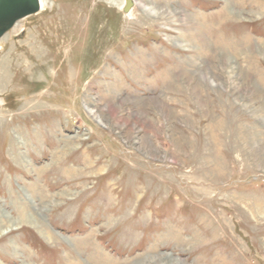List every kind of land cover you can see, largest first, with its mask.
Instances as JSON below:
<instances>
[{"label": "rangeland", "instance_id": "1", "mask_svg": "<svg viewBox=\"0 0 264 264\" xmlns=\"http://www.w3.org/2000/svg\"><path fill=\"white\" fill-rule=\"evenodd\" d=\"M45 1L0 38V264H264V0Z\"/></svg>", "mask_w": 264, "mask_h": 264}, {"label": "water", "instance_id": "2", "mask_svg": "<svg viewBox=\"0 0 264 264\" xmlns=\"http://www.w3.org/2000/svg\"><path fill=\"white\" fill-rule=\"evenodd\" d=\"M133 4L134 0H125V12H128ZM40 10V0H0V38L13 28L17 21Z\"/></svg>", "mask_w": 264, "mask_h": 264}, {"label": "bare ground", "instance_id": "3", "mask_svg": "<svg viewBox=\"0 0 264 264\" xmlns=\"http://www.w3.org/2000/svg\"><path fill=\"white\" fill-rule=\"evenodd\" d=\"M45 2H46L45 0H41V7H42V9L45 8ZM145 10L149 11L150 13H157V12H158V11L156 12V10H155L154 8H151V7H146ZM17 22H18V21H17ZM89 111H90V113L96 115V110L89 109ZM96 117H97V115H96ZM97 120H99V119H97Z\"/></svg>", "mask_w": 264, "mask_h": 264}]
</instances>
